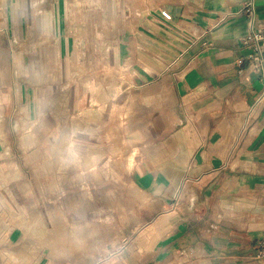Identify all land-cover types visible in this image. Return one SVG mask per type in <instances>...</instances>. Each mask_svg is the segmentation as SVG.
Listing matches in <instances>:
<instances>
[{
  "label": "crops",
  "instance_id": "obj_1",
  "mask_svg": "<svg viewBox=\"0 0 264 264\" xmlns=\"http://www.w3.org/2000/svg\"><path fill=\"white\" fill-rule=\"evenodd\" d=\"M246 28L242 0H0V264L34 235L66 250L34 264H264Z\"/></svg>",
  "mask_w": 264,
  "mask_h": 264
},
{
  "label": "built area",
  "instance_id": "obj_2",
  "mask_svg": "<svg viewBox=\"0 0 264 264\" xmlns=\"http://www.w3.org/2000/svg\"><path fill=\"white\" fill-rule=\"evenodd\" d=\"M242 12L246 17L247 28L245 34L241 36V41L249 50L247 56L242 60L246 64V70L256 72L260 76L263 90L254 105L249 110V115L254 109L264 101V28H258L255 20L257 16L256 0H242ZM161 15L165 20H171L172 14L168 10H161ZM180 256H186L182 250ZM258 257L264 258V240L261 242ZM155 264H175L172 262H157Z\"/></svg>",
  "mask_w": 264,
  "mask_h": 264
},
{
  "label": "rangeland",
  "instance_id": "obj_3",
  "mask_svg": "<svg viewBox=\"0 0 264 264\" xmlns=\"http://www.w3.org/2000/svg\"><path fill=\"white\" fill-rule=\"evenodd\" d=\"M116 111L118 112V110H116ZM139 197H142V196H139ZM143 197H144V199H143L142 205L144 207L145 206L144 203H145L146 198L148 196H143ZM93 204H94V202H93ZM83 207L84 208L87 207V204L85 203ZM126 207L127 206L124 205V202L121 203L118 200H116V201L106 200V208H108V209H111V210H113V209L114 210L119 209L120 210V208H121L123 210V212H124V210L126 212V211L129 210L128 207L127 208ZM125 215L126 214L123 213V216H125ZM115 220H116L115 217H112V216H109V215L106 216V242L116 241L117 239L123 238L125 236V234H123L121 232H120V234H118V233H116V234L112 233L113 230H115V229H120L121 230L123 228L122 226L121 227H118L117 221L115 222ZM70 235L71 234H69V233L68 234H65V233L63 234V241H62L63 248L69 247L72 244V241H71L72 237ZM118 236H120V237H118ZM34 237L36 239L35 238L32 239L31 246H37L38 248L37 247H35V248L32 247V248H30V249L27 250L28 251L27 253H30V254H28V256L30 257V262H34V263L35 262H39L42 259V256L41 255L46 256L49 259V261L54 262V256L56 254L59 255L62 251L63 252L66 251L64 249L63 250H59L57 252L54 249H51V250H49V249H47V250L41 249L40 250V248H39V242H38V239H37V235H34ZM74 241H75V244H76V240L75 239H74ZM54 244H55V242H54V236H53L52 239H51V245H54ZM68 251H70V250H68ZM21 253L22 252L17 253V252H14V251L13 252H11V251H5V257L8 258L11 261V263L14 264V263H16L21 258V256H22Z\"/></svg>",
  "mask_w": 264,
  "mask_h": 264
},
{
  "label": "bare ground",
  "instance_id": "obj_4",
  "mask_svg": "<svg viewBox=\"0 0 264 264\" xmlns=\"http://www.w3.org/2000/svg\"><path fill=\"white\" fill-rule=\"evenodd\" d=\"M139 194L142 195V196H144V194L142 192L141 193L139 192Z\"/></svg>",
  "mask_w": 264,
  "mask_h": 264
}]
</instances>
